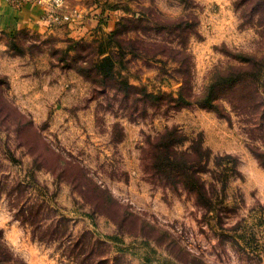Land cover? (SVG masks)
Instances as JSON below:
<instances>
[{
	"label": "rangeland",
	"instance_id": "rangeland-1",
	"mask_svg": "<svg viewBox=\"0 0 264 264\" xmlns=\"http://www.w3.org/2000/svg\"><path fill=\"white\" fill-rule=\"evenodd\" d=\"M32 1L45 30L0 32V264H264V166L254 153L264 160V1L254 14L256 0ZM53 8L71 19L57 21ZM132 13L152 19L121 35L147 48L129 52L134 40L116 53L119 80L176 95L183 77L197 93L215 66L240 64L243 82L215 89L224 115L76 70L71 41L106 47ZM171 21L177 30L155 28ZM147 41L184 52L152 56ZM173 125L211 150L209 168L225 169L201 173L209 204L143 167L147 136Z\"/></svg>",
	"mask_w": 264,
	"mask_h": 264
},
{
	"label": "trees",
	"instance_id": "trees-1",
	"mask_svg": "<svg viewBox=\"0 0 264 264\" xmlns=\"http://www.w3.org/2000/svg\"><path fill=\"white\" fill-rule=\"evenodd\" d=\"M261 1L264 0H256L252 5L253 14ZM136 14L137 13H132L129 18H121V21H119L118 24L116 23L115 28L109 31V40L106 43L108 47L98 45L93 46V49H90L92 48L91 41H71L69 51H74L72 59L74 58L78 63L77 66H75L76 70L79 73H83L85 76L87 75L92 78V82H97L103 86L109 85V83L114 85L112 87L122 85L125 90L129 91V95L131 93L135 95L138 92H143L145 98L158 104H161L162 101H166L168 105L174 106L176 109L191 104H199L202 106L211 105L216 106L214 109L220 115H224L217 107L219 106L218 101L221 98L216 95L217 93L215 92V89L226 84L236 85L242 83L244 72L242 71L243 66L240 64L234 65L230 63L225 66H215L209 72V77L207 76V84L197 93H195L188 85H184L186 80L183 77V84L180 86L181 88H179L176 95L161 90L157 92H148L145 90L146 88L144 86L139 87L130 82L129 84H124L119 80L115 70L116 53H123V48H126L125 46L128 44H132L134 40H136L135 42L138 44L133 47L137 52H135L136 50L130 49L129 52L131 51L134 55L142 56L143 54L140 52L147 48V46L141 45V42L144 41L142 38H128L126 35H121V33L125 31V28H127L128 22L129 25H131L136 21L146 22L149 19H152L144 13L139 15ZM157 18L159 17L154 16L156 21H158ZM120 22L123 23L121 26L119 25ZM171 22L173 23H170V26L155 22V28L157 30H168L169 32L177 30V25L179 26L180 24H177L174 21ZM187 24L188 23L185 21L187 29L184 31H189V24ZM187 31L186 36L188 35ZM184 35L183 40L186 39V36L184 38ZM147 42L151 43L156 49L152 56H157L166 52L175 53L179 52V50L183 51L184 49L175 48L171 43L169 44L166 41ZM247 61L250 62V59ZM180 68L186 70L187 66H184V62L181 63V65L175 69L176 72H178ZM241 93L242 91H239L237 95H240ZM186 141L189 142L188 146H183ZM254 153L257 155L259 162L264 166V160H262L261 155H258V152L255 150ZM213 157H215V159L219 158L218 156ZM211 158V150L204 146L201 139L189 137L185 132L174 125L166 127L153 135H148L141 156L144 169L154 178L159 179L164 185L172 183V186L176 187L177 185L182 184L188 189H194L199 194L200 199H205L207 204L211 202V199L207 197V190L204 189V181L201 178V173L207 171L217 172L216 170L218 169L221 171L225 170L221 167L214 169L209 168L208 163ZM218 175H221V173H218Z\"/></svg>",
	"mask_w": 264,
	"mask_h": 264
},
{
	"label": "crops",
	"instance_id": "crops-1",
	"mask_svg": "<svg viewBox=\"0 0 264 264\" xmlns=\"http://www.w3.org/2000/svg\"><path fill=\"white\" fill-rule=\"evenodd\" d=\"M40 2L23 0L14 4L10 0H0V32L21 29L45 30V24L40 15L43 5ZM77 11L82 15L85 8H79ZM85 31L86 25L74 30L73 33Z\"/></svg>",
	"mask_w": 264,
	"mask_h": 264
},
{
	"label": "built area",
	"instance_id": "built-area-1",
	"mask_svg": "<svg viewBox=\"0 0 264 264\" xmlns=\"http://www.w3.org/2000/svg\"><path fill=\"white\" fill-rule=\"evenodd\" d=\"M12 3L15 2V4L21 2V1H17V0H10ZM55 3L57 6H61V2L60 0H55ZM43 4V3H42ZM58 8H53L50 10V14L53 18H55L57 21H69L71 19L72 14L71 13H64V12H56V14H54L55 10H57Z\"/></svg>",
	"mask_w": 264,
	"mask_h": 264
}]
</instances>
